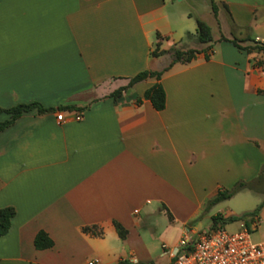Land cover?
Returning a JSON list of instances; mask_svg holds the SVG:
<instances>
[{
  "label": "crops",
  "instance_id": "crops-1",
  "mask_svg": "<svg viewBox=\"0 0 264 264\" xmlns=\"http://www.w3.org/2000/svg\"><path fill=\"white\" fill-rule=\"evenodd\" d=\"M212 1L215 16L210 0H0V109L49 111L0 131V210L14 211L0 264H171L184 233L211 228L185 231L222 203L207 202L258 177L264 55L245 49L264 44V0ZM175 50L194 57L172 64ZM144 71L163 72L162 111L143 99L155 79L128 86ZM238 218L264 238V202Z\"/></svg>",
  "mask_w": 264,
  "mask_h": 264
},
{
  "label": "trees",
  "instance_id": "trees-1",
  "mask_svg": "<svg viewBox=\"0 0 264 264\" xmlns=\"http://www.w3.org/2000/svg\"><path fill=\"white\" fill-rule=\"evenodd\" d=\"M210 3H211V12L215 16L216 15L215 5L212 0H210ZM196 38H197L198 43L200 44H208L212 41L210 28L204 22L200 20H196ZM231 43L235 47L240 48L238 45L239 43L238 41L233 40L231 41ZM245 50H247L248 52L255 51V52H258L264 55V45L260 44L259 42H253V45L251 47L246 48ZM194 53L195 51L193 50H188L185 52L175 50L173 52L172 64L177 63V62L189 63L193 59ZM151 56L153 57L156 56L155 51L152 52ZM162 73L163 72L144 71L132 77L128 83V86L130 87L148 78L155 79L156 83L144 92L143 99L147 100L151 104L152 108L158 112L162 111L165 108V92H164L162 85L159 82ZM122 90L123 89L117 90L115 93H113V96H118ZM34 109H36L37 113L49 112L47 109H44L38 103L20 104V105H16L6 110L0 109V114L4 113L8 116V119L6 121L0 123V131L5 129L9 125H11L23 113L29 112ZM59 111H61V109L56 110L55 112H59ZM263 175H264V169L261 170L258 177L254 181H251V182L239 181L231 189L219 191L213 199L207 202L206 208L208 209L223 201H226L230 199L234 194L240 191H243V190L254 191V188H253L254 182L256 180L258 181ZM263 202L260 205H258L257 208L253 212L244 214L241 216V218L242 217L247 218V217L254 216L255 213L262 206ZM13 216H14V211L11 208L0 210V236H3L7 233L9 229V225H10V220ZM237 220H239V218L224 219L222 218V216L216 215L211 218V221H212L211 227H215L218 224H222V225L227 224V223L234 222ZM114 227H115V230L119 238L124 239L126 235L125 230L118 224H114ZM82 230L84 233H91L92 235L101 234L100 232H96L94 227H90V228L86 227V228H83ZM33 245L36 250H47L53 246V242L44 232H38L36 236L34 237ZM117 264H132V263H130L129 261H120Z\"/></svg>",
  "mask_w": 264,
  "mask_h": 264
},
{
  "label": "built area",
  "instance_id": "built-area-1",
  "mask_svg": "<svg viewBox=\"0 0 264 264\" xmlns=\"http://www.w3.org/2000/svg\"><path fill=\"white\" fill-rule=\"evenodd\" d=\"M55 115L57 123H61L64 113L59 111ZM73 119L79 121L81 115L73 113ZM256 226L257 221L253 219L250 229L242 225L228 232L217 225L204 231L184 233L171 264H264V241L256 243L251 238Z\"/></svg>",
  "mask_w": 264,
  "mask_h": 264
},
{
  "label": "rangeland",
  "instance_id": "rangeland-1",
  "mask_svg": "<svg viewBox=\"0 0 264 264\" xmlns=\"http://www.w3.org/2000/svg\"><path fill=\"white\" fill-rule=\"evenodd\" d=\"M254 191L251 190H243L236 194H234L230 199L223 201L217 208L211 209L209 212L206 208V214L203 213L199 218L195 221L188 223L185 227V231L194 230L197 228L200 230H204L208 228V226H212L211 216L214 217L216 215L217 210L219 212H223L224 215H230L232 218L241 217L244 214H247L256 208L258 195L257 193L264 194V175L253 184ZM226 231L233 232L235 231V227L231 226V224L222 225ZM252 241L260 242L264 238L258 233H252Z\"/></svg>",
  "mask_w": 264,
  "mask_h": 264
}]
</instances>
